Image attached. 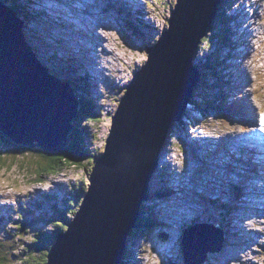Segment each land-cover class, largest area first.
Wrapping results in <instances>:
<instances>
[{
	"label": "rangeland",
	"instance_id": "obj_1",
	"mask_svg": "<svg viewBox=\"0 0 264 264\" xmlns=\"http://www.w3.org/2000/svg\"><path fill=\"white\" fill-rule=\"evenodd\" d=\"M13 1L16 2V0H7L6 3L14 6ZM24 1L25 0H20L21 3ZM27 1L29 2V8L40 10H34L33 12L28 9V11L32 12V16L29 20L24 19L25 21L22 25V29L24 28L22 32L23 39L31 49H36L35 56L37 54V59L40 63L43 65L44 62L47 63L49 67H51H47V69L50 70V72H52L51 70H55L62 78H65L66 76L68 78L70 77V74L76 77H86L88 76L86 71L94 77L96 76L93 74L98 76V78L96 77L95 79L88 77V80H86L90 85L88 88L92 99L99 108L98 115L93 114L92 117L94 119L83 117L81 123L87 128V137L84 140L85 146L90 149L92 154H100L104 144L103 139L109 130L108 117L115 108L117 99L126 91V86L133 79V75L130 72L140 69L145 64L148 55L146 48L147 46H150L148 44H154L159 38L161 32L168 27L166 19L176 1L147 0L148 3L151 2L152 5L149 4L148 6L149 12L145 10L143 12L141 11L142 8H133L136 6L135 4H137L139 8L140 4H142V7L146 8L141 0L140 4L136 0H125L131 5V7H129L123 0H88V4L90 5L87 10L90 12H87V14L90 13L91 16L90 19L87 18L81 22L83 25L80 23L73 25L72 22L75 18L71 15H68L70 16V20H72L71 22L67 23L64 21L63 16H66L61 13L64 9L59 6V4L61 5L63 3V0ZM121 1L125 6L120 3ZM91 2H93V4H91ZM67 3L73 4L75 8H77L74 0L67 1ZM108 3L110 4L108 6H111V9L109 10V7L106 6L109 11L106 10L105 13L101 14L99 9ZM259 3L262 4L263 7L259 8L260 13L255 10L254 19H257L258 25L256 29H253V33L258 30L259 25H261V28L263 27L264 30V0H260ZM77 10L80 17V11L79 9ZM59 12L62 16L56 15ZM91 12L94 13L92 14ZM51 13L58 19H56ZM123 13H125L126 16L125 14L123 15ZM149 15H152V17L149 18ZM53 17L55 19H53ZM96 18H100V26H97V29L102 35L100 38H93L92 40L94 42H92V40L89 42L92 43L91 45L95 46V48H90L88 51H84L81 54L80 52L84 50L83 46L86 45L85 40L90 38L86 33L89 32L95 37L86 24L92 26V20H95ZM126 21H132V26L130 24V28L136 35V38L131 39L129 33L126 32H130ZM80 25L85 28H82ZM105 27L106 30H111L112 34L110 39L107 40L108 42L104 41L103 43L104 36L107 37V34L102 32ZM52 31L57 34L53 35V33H51ZM63 31L71 32L72 37H70V35L62 34ZM215 31H218L217 37L221 42L227 40L225 23L223 21L219 20L217 22V28ZM231 31L234 36L238 35L234 28L231 29ZM138 32L140 34H137ZM207 36L210 35L207 34ZM207 36L205 38H207ZM260 36L259 39L256 38L257 42L252 45L251 53L247 52L246 48L242 49L244 52L243 55L246 56L245 58L248 57L247 59H249V57H251L252 65L256 67V70H254L253 67L250 66V59L246 60V64L244 61V65L246 67L248 66V80L243 89L249 93L251 88H253V90H255L254 88H257L259 91L257 96L262 99L264 103V34L261 33ZM35 43L37 45H34ZM215 43L216 40L213 39L210 45L204 44L203 47H200V50L197 49L196 58L193 60L194 64H197V66L196 64L194 65L195 68L197 70L199 68V71H204V65L206 62L205 58H210L209 66L214 69L209 70L208 68L206 71L210 75L207 74L205 77L211 85V91L218 86L213 85V83H218V81L214 80L215 76H223L224 73L229 70L228 65L234 67V64H230L231 59L229 56L224 57V53L226 55L225 48L215 50ZM98 45L100 46L97 49ZM77 46L81 48L78 49ZM47 53L54 55V57H49L48 59ZM96 53L98 55L101 54V56L98 57ZM235 53L240 54L239 48ZM119 56L121 59H119L118 62L114 58ZM86 59L95 66V63H100H98V67L96 66V69H94ZM101 61L104 65H102ZM52 62L66 66L67 69L73 71L63 72L61 66L58 67L52 65ZM212 62L213 65H211ZM74 65L77 66L76 70L73 69ZM99 67L103 68L100 69ZM90 68H92L91 71ZM214 70L220 71L221 75L220 73L214 74ZM81 81L84 83V79H81L79 84H81ZM78 91L80 92L79 89ZM238 95L241 96L242 93L239 92ZM250 95L251 94H249V97H251ZM200 97L201 96L199 95L198 98ZM258 97L255 101L260 107L261 103ZM194 98H192V101L195 102ZM194 102L193 105H189L185 112V122H187V119H189L190 116L197 120V117L194 115L199 114L198 109L194 106ZM244 109L245 108H238L237 111H242ZM203 118L204 119L201 120V122H204L203 126H207L206 128L210 131L213 130V128L216 129L217 124H221V128H223L229 125L232 126L238 121L232 119L230 122H225L219 118L218 115L214 114L213 111L203 115ZM197 125L199 126L198 123L195 126ZM171 130L170 138L165 144V150L163 149L162 154L160 155L162 168L158 167L156 170L157 174H153L154 176L150 180V186L152 189L150 192L153 193L155 191L153 187L156 186L155 184L160 186V189H163L167 183L168 190L172 189L169 184L174 183V178L176 177L177 183H174L175 192L171 193L172 190L168 192L163 189V191L166 192L165 195L160 196L155 194L154 202L149 201L152 200L151 196L143 201L144 203H149L148 206H150L149 208H151V211L153 212L152 215L156 218V221L152 223L153 225L148 227L149 232L146 237L135 241L131 236H127L126 246L134 247L137 264H186L183 260L182 253V236L184 229L186 228L185 226L187 224H195V222L196 224H207L212 222L209 221V218L216 219L220 224H223L226 229L228 228L227 230L224 229L225 236L231 238L229 244H231L232 247L228 248L225 243L220 253H208L207 260L202 264H225V262L226 264H264V210L254 214L251 209L235 207L233 208V213H230L231 208L229 206L232 205V203L225 202H233L237 200L231 195V190H236L237 188L240 192H244L246 191V184L248 183L249 186L247 193L241 194L240 197V199L243 200H238L237 203L234 204L247 206L251 201L250 199H253L251 206L253 208L255 207L252 204L256 202V198H254V195L250 192V180L247 177V173L245 176L239 175L241 173L236 172L238 169H233L232 172L235 173L237 177H231L226 171H221V169L229 168V165L221 163H218L220 165H217L218 167L216 169L210 168L209 171L210 165H205L207 164L206 159H200L196 154H193L198 152V149H195L193 146L194 143L193 145L192 142L190 143V146H192V152H185L186 143L184 139L185 137L187 139L191 138L189 137L191 136V131L188 128H185L181 121H178L176 127L173 126ZM29 148L32 150H27L28 152L26 153V150L20 151L12 146V144L4 143L3 139H0V240L6 244L4 252L8 254V260H6L4 264H16L20 261L21 258L19 256H14V254H16L18 250L20 251L19 247L23 246V244L25 245V242L32 237L35 231L54 228V220L49 222L51 220L49 217H54L55 219L59 217V212L65 209L63 204L64 199H61L62 196L66 197L69 195L74 197L77 196L78 198V191L81 188H84V192H86L90 183V177L84 175L85 171L91 167V165H88L91 161L86 157L76 163L77 165H64L63 168H60L61 166H59L55 170L45 172L39 176V173L36 174V171L37 166H39L42 161V155L38 151L43 150L37 146ZM33 149H37L38 151ZM185 157H187L188 160H192L191 157L195 158L199 168L196 169L192 167L194 164L186 160ZM189 164L192 166H189ZM167 166L168 168H166ZM177 166L182 171V177H180L181 174L177 170ZM186 167L188 171L185 170ZM165 168L166 172L163 174L165 177H161V173ZM189 173L191 175H189ZM194 174H199L202 181L206 182L209 186H215L213 187L214 189L212 191L206 190L208 185L201 183L199 178L192 177ZM219 177L224 179V182H221L222 187H218L220 184ZM212 178H215V182L212 181ZM240 179L243 180L241 181ZM80 184L81 188L78 186ZM228 186L230 189L227 188ZM197 189H200V191H207L212 199L217 200L219 203L222 202L220 204L226 212L224 209L218 208L212 203L206 208V212L205 210H202L199 213L201 220L197 219L195 221V212H190V214L184 212V214L188 216H182L183 210H190V207L195 206L196 204L200 205L195 191ZM52 197L58 198V201L54 202ZM201 201H205L204 195H202ZM65 206H67V204ZM199 210L200 208L197 207L195 211ZM18 214L21 216L19 219ZM73 215H70L67 218L72 219ZM242 219L251 222L252 225L250 227L253 228L251 231L250 229L245 228L246 226L243 227V224L245 223ZM16 222H18V225L20 226V228H17V231L12 226L15 225ZM255 223L258 225H254ZM136 224L138 223L136 222ZM237 225L241 228L243 227L244 230L240 232V228H238ZM226 232H228V235H226ZM17 233L21 236L13 235ZM241 234H246L249 237L250 244L246 249H243L242 244L246 241L244 240L245 237ZM257 234L260 235L258 239ZM161 235H164L165 237H162ZM16 236L18 238H16ZM258 243L260 245H258ZM127 248L126 253L130 254L131 249ZM223 252H226L224 257L222 256Z\"/></svg>",
	"mask_w": 264,
	"mask_h": 264
},
{
	"label": "water",
	"instance_id": "obj_2",
	"mask_svg": "<svg viewBox=\"0 0 264 264\" xmlns=\"http://www.w3.org/2000/svg\"><path fill=\"white\" fill-rule=\"evenodd\" d=\"M175 1L167 29L146 48L145 64L130 72L133 79L108 117L104 152L84 173L89 187L68 229L58 231L45 264H121L170 125L192 99L199 76L193 56L221 2ZM15 14L0 0V132L15 145L59 153L69 141L78 103L68 83L50 74L27 46L23 21ZM222 247L221 228L197 224L185 230L184 262L202 264Z\"/></svg>",
	"mask_w": 264,
	"mask_h": 264
},
{
	"label": "trees",
	"instance_id": "obj_3",
	"mask_svg": "<svg viewBox=\"0 0 264 264\" xmlns=\"http://www.w3.org/2000/svg\"><path fill=\"white\" fill-rule=\"evenodd\" d=\"M6 1L7 0H4L5 3H6ZM16 1H17V4L15 1H13V4L15 7L12 5H9V7H12L13 10H16V12L18 13L17 14L18 17H20V15L22 14L21 18L23 20L24 19L29 20L32 16V12L28 11V9L32 10L31 8H29V2L27 0H25L23 3H21L20 0H16ZM225 1L226 0H222L220 2L219 8L216 12V16L214 17L213 21L210 24L209 31L212 29H214V31L216 30L217 22L220 20V18L223 15L222 10H223L224 6L226 7ZM27 2H28V4H27ZM149 4L152 5V3H150V2H149ZM154 6L156 8L155 3H154ZM217 34L218 33L216 31L215 36H217ZM209 35L210 36H207V38L202 39V41L199 44L200 47L201 46L203 47L204 41L208 45L211 44L212 39H213L212 32H210ZM33 50H34V52H36L35 48H33ZM36 56H37V54H36ZM209 63H210V58L206 57V63L204 65L205 70L199 75V79H198L196 86L194 88V91L196 92V96H198V97H199V95L201 96L199 98V100L197 99L198 101L196 100L195 107L198 105L199 108L206 110L209 107L213 108L212 106H215V107H217L216 109H221V106H222L221 101L223 99L222 90H220V87L216 86V88L213 91H211L212 90L211 85L208 83V81L205 77V75L207 76V74L210 75L206 71L208 68L211 69V67L209 66ZM44 64H47V63L44 62ZM55 66H59V65H55ZM49 68H51V67H49ZM62 68L64 69V66H62ZM51 71L56 76L61 77L60 74L58 72L56 73L55 70H51ZM63 71H65V70H63ZM88 77H89V75L86 77L72 76L71 78L70 77L67 78V76H66L65 78L59 79V80H62L66 83H69L70 87L72 88L73 93L77 94V97H78L79 102H80L79 114L77 115L76 119H74L72 121V130L68 134L69 141L66 144L67 146H65L59 153H48V152L38 151L37 149H33V150H37L42 155V161H41L40 165L37 166V171H36V174L39 173V176H41L45 172H49V171L51 172L59 166H61L60 168H63L64 165H67V166L77 165L76 163L80 162L81 160H83L82 158H85V157L91 161V163H88V165H91V167H93L95 164L96 157L98 156V154L93 153V154H91V156H88L90 154V151L88 148H86L85 143H84V140L87 137L86 136V129L87 128H86V126H84L81 123V120L83 117H88V118L94 119L92 117V115L93 114L98 115L97 114L98 111L96 110V107H97L96 103L93 100H91V98H89L90 91L88 90V87L90 85L88 82H86V80H88ZM80 78L82 80L84 79V83H85L84 87L81 86L77 82V81L81 80ZM76 83H78V84H76ZM78 89L79 90L83 89L82 92L86 90L89 93H88V95L83 96V93H81V92L79 93ZM211 92H212V95H210ZM201 99H203V100L201 101ZM191 102H193V101L191 100ZM204 114H206V112H204ZM95 120H99V119H95ZM196 121L197 120H195L194 117H192L189 120L190 124H194V123H196ZM181 123L185 128L187 127V122L182 120ZM176 124L175 123L171 124V128H173V126L176 127ZM171 128H170V131L172 132ZM0 139H3L4 143L12 144V146L16 147L20 151L26 150V153H27L28 152L27 150H32L29 147H26L23 145H15L14 143L10 142L7 138H5L1 132H0ZM49 168H51V169H49ZM155 185L156 186H154V187L158 186L157 184H155ZM78 186H79V188H81V184ZM84 191H85L84 188H81L78 191V198H77V196H75V197L74 196L64 197L63 204H64L65 209L61 210L59 212L60 213L59 217H57L55 219H54V217H49L51 219L49 222H52V220H54L53 221L54 228L47 229V230H37V231H35V233H33L32 237L28 241H26V242L24 241L25 245L23 244V246L19 247L20 251L18 250V252L16 254H14V256H19L21 258L20 261L17 262L16 264H45L46 263L49 248H51L53 246V244L56 240V237H57L56 235L58 234V231L68 229V227L65 225L66 222L69 220V218H67V217H69L70 215H73L75 213V211L77 210L76 206H79V204L82 202V200H83L82 193ZM66 204H67V206H65ZM145 213H148V212L146 211ZM20 217H21L20 214H18V219ZM137 223H138L139 228L134 230V232L131 233V235L135 236V237H142V238L146 237L148 232H149L147 225L150 224V226H151L153 224L150 223V221H148V220L145 221L144 219H141V218H140V220L137 221ZM16 224L12 225V226L17 231V228H20V226L18 225L19 224L18 222H16ZM13 235L18 236L19 233L13 234ZM17 236H16V238H18ZM19 236H21V235H19ZM5 249H6V244L0 240V264H4V262L6 260H8V258H7L8 254L4 252ZM131 255H133V256H131ZM128 256H129L128 253H126L125 256L123 257L122 261H121V264H127V260H131L130 258L135 259V252L131 250V254L129 257Z\"/></svg>",
	"mask_w": 264,
	"mask_h": 264
},
{
	"label": "bare ground",
	"instance_id": "obj_4",
	"mask_svg": "<svg viewBox=\"0 0 264 264\" xmlns=\"http://www.w3.org/2000/svg\"><path fill=\"white\" fill-rule=\"evenodd\" d=\"M70 1V0H69ZM68 1V2H69ZM112 1V0H111ZM123 1H125V0H123ZM130 1H132V0H130ZM254 2H255V10L258 12L259 11V8L260 7H263V5L262 4H260L259 3V1L260 0H253ZM16 3H17V1H16ZM74 3L76 4V0H74ZM125 3H127V5L129 6V7H131V5L130 4H128V2L127 1H125ZM28 4V3H27ZM108 5H110L109 3L107 4V6ZM226 5V7H228V4L226 3L225 4ZM59 6H61L60 4H59ZM76 6H77V4H76ZM6 7H8V8H10V9H12V7H9V4H6ZM243 6L241 5L240 7H238L235 11H233V18H231V20H230V23H229V32L227 31V33H229L230 34V32H231V36L233 37V42L234 43H236V44H233V47L235 46V48H237V50H238V46H239V44H242V39L241 38H239V36L237 35V36H234L233 35V33H232V31H231V29H233L234 28V30L236 31V34H239V32H238V30H239V27H240V24H241V22H242V19L241 18H239L240 16H239V13L241 12V8H242ZM16 9V8H15ZM77 9H79L78 7H77ZM34 10H40V9H34ZM94 13V12H93ZM259 13H260V11H259ZM258 13V14H259ZM52 14V13H51ZM34 15V14H33ZM56 19H58L54 14H52ZM56 15H58V14H56ZM26 16V15H25ZM58 16H62V15H58ZM53 17V19H55ZM81 18V17H80ZM238 18H239V21H238ZM63 19H64V21H66L67 23H69V22H71L72 20H70L67 16L66 17H64L63 16ZM256 21H257V19H255ZM75 21V20H74ZM72 22V24L73 25H76V23L75 22ZM90 21V20H89ZM43 22H46V21H43ZM82 21H79V20H77V24H79V23H81ZM87 23H88V21H87ZM50 24V23H49ZM23 25V24H22ZM44 25H45V23H44ZM81 25H83V23L81 24ZM80 25V26H81ZM82 28H85L84 26H81ZM87 27H88V29L89 30H91V26L90 25H87ZM23 30H24V28H23ZM21 32H23V31H21ZM93 32V34L95 35V37H93V35L92 34H90L89 32H87L86 34L87 35H89V37L91 38V40L93 39V38H100L101 37V35H102V33L100 32V31H92ZM102 32H105V34H107V37H105L104 36V38H103V43H104V41L106 42L108 39H110V36H111V34H112V31L110 30V31H108V30H106V27H105V29L102 31ZM25 33V32H24ZM51 33H53V35L54 34H57L56 32H51ZM114 33V32H113ZM261 33L262 34H264V30H263V27L261 28V25H259V28H258V30L255 32V33H253V35H254V37L255 38H257V39H259L261 36ZM62 34H66V35H70V37H72L71 36V32H66V31H63L62 32ZM22 35H23V33H22ZM108 35H109V37H108ZM114 35V34H113ZM238 38H239V40H238ZM257 39H256V41H257ZM92 42H94L93 40H92ZM108 42V41H107ZM244 43V45L246 46L245 48H246V50H247V52H249V53H251V48H252V45H251V43H249V42H247V41H243ZM102 43V44H103ZM92 44V43H91ZM253 44H255V43H253ZM117 45V44H116ZM28 46V45H27ZM29 47V46H28ZM95 47V46H94ZM30 48V47H29ZM77 48L78 49H80L81 47H78L77 46ZM83 48L84 49H88V46L87 45H84L83 46ZM90 52V51H89ZM81 53V52H80ZM79 53V54H80ZM97 54V53H96ZM236 57H237V55H236ZM81 58H82V56H81ZM251 58V57H250ZM36 59V58H35ZM114 59H116L118 62H119V59H121V57L119 56V57H117V58H114ZM206 59V58H205ZM39 61V60H38ZM82 61H83V59H82ZM86 61L87 62H90L89 60H87L86 59ZM107 61V60H106ZM40 62V61H39ZM120 62L122 63V61L120 60ZM98 63H100V62H97V66H98ZM109 63V62H108ZM206 63V62H205ZM42 64V63H41ZM253 64V63H252ZM43 65V64H42ZM100 66V65H99ZM206 68V67H205ZM91 69L92 68H90V71H91ZM141 69V68H140ZM199 70V69H198ZM198 70L196 69V71L198 72ZM204 70V69H203ZM86 74H88L89 75V77H91V78H93V79H95L96 77L98 78V76L96 75V74H93V75H95L96 77H94V76H92V74H90L88 71H86ZM209 77V76H208ZM216 77V76H215ZM219 79L221 78V76H217ZM199 139V138H198ZM68 143V142H67ZM190 143H191V141L189 142V146H190ZM192 145H193V143H192ZM194 146V148L195 149H198L199 150V148H200V145H193ZM202 146L203 147H205V148H207V146H206V141H204L203 142V144H202ZM190 148L192 149V146H190ZM191 152V151H190ZM196 152V151H195ZM199 152V151H198ZM198 152H196V153H198ZM194 154V153H193ZM159 159H161V157H159ZM218 165H220V164H218ZM229 168H230V166H229ZM166 171V168L165 169H163V171H162V173L164 174L165 173V171ZM221 171H226L227 173H228V175L230 176L231 175V177H234V178H236L237 177V175L236 174H234V173H230L229 172V169L228 168H224V169H221ZM220 172V171H219ZM161 173V174H162ZM230 173V174H229ZM150 180L151 179H149V185H150ZM171 180H172V176H171ZM243 180V179H242ZM246 182V181H245ZM151 206H152V204H151ZM207 211V209H205V212ZM133 224H136V220H134L133 221ZM228 229V228H227ZM171 248V247H170ZM126 249V248H125ZM125 254H126V250H125ZM226 255V252H223V254H222V256L224 257ZM221 256V257H222Z\"/></svg>",
	"mask_w": 264,
	"mask_h": 264
},
{
	"label": "clouds",
	"instance_id": "obj_5",
	"mask_svg": "<svg viewBox=\"0 0 264 264\" xmlns=\"http://www.w3.org/2000/svg\"><path fill=\"white\" fill-rule=\"evenodd\" d=\"M22 31H23V29H22ZM33 49V48H32ZM88 148V147H87ZM149 203H147V202H143V203H141V205H140V209H141V214L142 215H145L146 217H148L149 219H147L148 221H150V223H153V222H155V220H152L153 219V215H152V211H151V208H149ZM147 206V207H146ZM147 209V210H146ZM148 212V213H145V212ZM150 212V213H149ZM148 227H150V224L149 225H147ZM137 228H139V226H138V224H136L135 225V227L134 228H132L131 230H130V232H129V234H128V236H131L133 239H135V236H132L131 235V233H133L134 232V230H136ZM162 237H165L164 235H162ZM182 240H183V237H182ZM134 242V241H133ZM128 246H126V248H127ZM172 248V247H171ZM128 249H131L132 251H134L135 252V250H134V247H128ZM131 253V252H130ZM182 253H183V249H182ZM124 256H125V253H124ZM123 256V257H124ZM132 256V255H131ZM129 257V256H128ZM184 258V257H183ZM131 260H127V264H131V262H134V261H136V260H134V259H132V258H130ZM133 264V263H132ZM135 264H137L136 262H135Z\"/></svg>",
	"mask_w": 264,
	"mask_h": 264
},
{
	"label": "snow or ice",
	"instance_id": "obj_6",
	"mask_svg": "<svg viewBox=\"0 0 264 264\" xmlns=\"http://www.w3.org/2000/svg\"><path fill=\"white\" fill-rule=\"evenodd\" d=\"M262 117H264V113H262ZM262 123H264V119H262Z\"/></svg>",
	"mask_w": 264,
	"mask_h": 264
}]
</instances>
